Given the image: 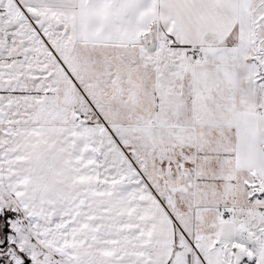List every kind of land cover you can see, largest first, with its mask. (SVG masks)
<instances>
[{
  "label": "snow or ice",
  "instance_id": "6c2138e0",
  "mask_svg": "<svg viewBox=\"0 0 264 264\" xmlns=\"http://www.w3.org/2000/svg\"><path fill=\"white\" fill-rule=\"evenodd\" d=\"M0 264H264V0H0Z\"/></svg>",
  "mask_w": 264,
  "mask_h": 264
}]
</instances>
